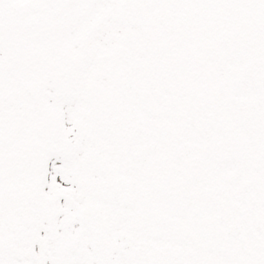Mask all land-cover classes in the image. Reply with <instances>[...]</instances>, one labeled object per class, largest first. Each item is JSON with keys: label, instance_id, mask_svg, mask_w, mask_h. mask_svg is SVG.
<instances>
[{"label": "snow or ice", "instance_id": "snow-or-ice-1", "mask_svg": "<svg viewBox=\"0 0 264 264\" xmlns=\"http://www.w3.org/2000/svg\"><path fill=\"white\" fill-rule=\"evenodd\" d=\"M0 264H264V0H0Z\"/></svg>", "mask_w": 264, "mask_h": 264}]
</instances>
